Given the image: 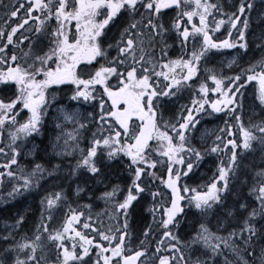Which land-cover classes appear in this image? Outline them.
I'll use <instances>...</instances> for the list:
<instances>
[{
    "label": "snow or ice",
    "instance_id": "6c2138e0",
    "mask_svg": "<svg viewBox=\"0 0 264 264\" xmlns=\"http://www.w3.org/2000/svg\"><path fill=\"white\" fill-rule=\"evenodd\" d=\"M253 7L254 0H234L227 8L220 0H12L0 25V182H11L7 196L14 199L34 187L39 191L45 173L48 180L58 175L63 159L50 167L17 165L22 144L43 134L51 105L66 95L56 105L51 149L69 158L66 174L78 180L77 198L86 191L95 195L92 177L104 184L98 199L108 205L110 226H96L91 215L85 217L91 205L80 202L69 203L62 222L49 228L68 200L53 185L40 196L34 227H25L27 216L19 211L5 222L0 264H217L226 251L233 259L224 256L223 264H264V168L256 170L259 180L249 189L255 202L229 201L241 157L256 145L264 149V118L244 121L250 82H257L256 98L264 106V55L243 61ZM223 28V38H214ZM169 37L177 55H169ZM157 38L163 45L158 56L154 45L146 47ZM254 39L264 49V28ZM224 49L235 53L227 67L206 66L200 78L201 64ZM239 63L244 66L233 71ZM185 92L190 98L177 106ZM223 112L228 116L209 147L192 143L201 117ZM207 152L220 154L212 176L185 182ZM145 195L152 220L134 242L130 218ZM153 225H159L155 232ZM149 236L155 248L146 245Z\"/></svg>",
    "mask_w": 264,
    "mask_h": 264
},
{
    "label": "rangeland",
    "instance_id": "374dc122",
    "mask_svg": "<svg viewBox=\"0 0 264 264\" xmlns=\"http://www.w3.org/2000/svg\"><path fill=\"white\" fill-rule=\"evenodd\" d=\"M3 4L0 7V17H4V13L11 6L12 0H1ZM221 3L224 4L225 8L228 7L229 4L233 3L234 0H220ZM264 13V0H254V7L251 10V22L249 24L250 31L248 32V37L250 40V47L248 49V55L243 57L244 63H249L252 60L258 59L262 55H264V49H259L256 47V40L254 37L259 34L260 29L264 28V19H262L261 14ZM174 14V12H169L165 15V20H167L168 16ZM227 29L223 28L218 33L214 35V38L222 39L226 34ZM169 42L172 44L171 37L167 38L165 42ZM159 42V40H158ZM152 44H149L151 46ZM27 45H25L26 47ZM163 45L159 42V45L156 49H160ZM171 50V49H170ZM230 49L224 50H215L218 51L219 54L210 57L207 61L203 63V69L206 66L215 65L217 70L219 71L221 65L223 64L225 68L227 67V58H230L232 55H235L233 52H227L223 55L224 52ZM244 63H239L238 67L233 68V71H238L239 67H243ZM224 75H229L227 70L224 71ZM200 77L203 78V75L200 74ZM209 88L214 87L213 82H208ZM258 84L256 81H252L249 85L245 86L244 93V121L245 123L254 122L258 119L264 118V106H261L258 99L256 98V89ZM57 87L53 88V91H57ZM62 91V90H61ZM52 98V97H51ZM183 98V96L181 97ZM176 101V105L182 102V99ZM67 99L66 95H61L56 98L55 104L51 105V110L47 112V119L44 121V129L43 134H36L32 136L30 140L25 141L22 144L23 151L18 156V165H23L27 167H31V165L41 162L45 165V167H50L51 164H61V159H63V165L59 169L58 175L54 176L52 180H48L47 173L44 174L43 181L39 184V191L34 187L30 193L24 195L23 197L17 196L16 198H10L7 194H0V231H6L5 222L9 219H15L17 212H23L27 216V221L25 223V227H34L37 222V218L40 215V196L44 194L45 191H50L53 185H58L60 188H63L68 195V200L71 197V204L76 205L80 202H84L85 204H90L91 208L87 212V216L94 215L96 220L100 217V210H104L108 207L106 202L103 199H98L99 193L105 190L103 183H97L96 177H92L88 183L91 185L90 191L94 192L95 195L89 197V192H84L82 195L77 198V195L73 192L75 185L78 180L75 177H71L70 174H66V165L68 163L69 158L64 157L60 158L55 155V152L51 149V140H54L56 136L55 129V115H56V105L65 103ZM82 111H91V108L84 107L81 109ZM27 114V113H26ZM25 114V115H26ZM164 115H169V110L164 112ZM228 113H215L212 116H202L199 127L196 130V136L192 140V143L196 144L197 147L201 149H207L212 142V139L215 135L218 134L220 127L223 125L225 119L227 118ZM22 118V117H21ZM71 127V125H66ZM95 126V125H94ZM92 129L88 130L90 133ZM88 133L84 135L87 136ZM238 134V133H237ZM226 135V134H225ZM45 144H48V151H43V147ZM86 146V140L84 141ZM33 145H37L40 148L39 152H33ZM262 154H264V149L260 148L259 145L255 146L254 151H249L245 155L241 157V172L239 175L233 178L232 184V192L229 194V201L234 200L236 197L240 199L247 198L250 202H255V193L249 191L254 183L259 180V177L255 175L256 170L259 168H264V160L261 159ZM43 157V159H42ZM71 160L74 162L75 157H71ZM214 163L213 153L207 152L205 154V158L201 161L198 169L188 177V180L185 182L188 183H200L201 181L207 182L208 178L213 174L214 169L212 168ZM127 176V173H123L120 177L121 180ZM107 179V176L105 177ZM85 178L81 175L80 182L82 183ZM245 179H247V183H244ZM62 181V182H61ZM112 183H116L117 180L115 177L112 178ZM12 184L8 179H5L3 182H0V193H2L5 188L7 191L10 190ZM81 199V200H80ZM80 200V201H79ZM150 202V199L145 196L141 198V200L135 206V209L130 218V230L134 233V242L140 238V235L143 232V228L149 226V221L152 220V213L150 211H146L147 203ZM64 203V202H62ZM62 203L58 207L55 212L53 218L51 219L49 226H57L62 222L61 213L64 211L66 207L62 206ZM251 206V203H250ZM102 219V218H100ZM99 219V220H100ZM106 219V218H105ZM104 227H108V223L103 225ZM231 227V226H230ZM187 228V224L181 229H179V234L182 240L187 239V235L185 229ZM103 230V228H101ZM3 242H0L2 244ZM239 243V242H238ZM188 254V250L186 251ZM167 254V253H165ZM193 256L197 253L192 252ZM224 256L222 255L217 259V264H223ZM229 259L232 260L233 257L229 256Z\"/></svg>",
    "mask_w": 264,
    "mask_h": 264
},
{
    "label": "trees",
    "instance_id": "16d2710c",
    "mask_svg": "<svg viewBox=\"0 0 264 264\" xmlns=\"http://www.w3.org/2000/svg\"><path fill=\"white\" fill-rule=\"evenodd\" d=\"M11 8V6L8 8V9H10ZM7 9V10H8ZM6 13V12H5ZM4 13V17H0V25H2L3 24V22L5 21V20H8V16L6 15ZM12 22L13 23H15L16 21H15V18H13V20H12ZM27 47V46H26ZM25 47V48H26ZM196 83H198L199 82V80H198V82H197V80L195 81ZM49 99H50V96H49ZM26 113V112H25ZM2 138H3V141L6 143L7 142V139H8V137H7V129H4L3 130V132H2ZM0 146H3V144H0ZM219 155L220 154H216V153H213V158H214V167H216V164H217V162H218V160H219ZM19 163V162H18ZM212 176V175H211ZM5 179H7V178H5ZM208 180H209V178H208ZM9 191H7L5 188L3 189V191H2V193H0V194H7ZM145 197L146 198H148V199H150V197L148 196V195H145ZM70 202H64V204L66 205V206H68V204H69ZM87 212H89L88 210L87 211H85V215H87L86 213ZM77 223H79V225L81 226V224L83 223V220H80V221H78ZM159 227V225H153V232H155L156 231V229ZM148 242H151V245L155 242V240H153L152 239V236H149V238H148V241H146V245L148 244ZM156 243V242H155ZM186 251H187V249H186ZM187 254V253H186Z\"/></svg>",
    "mask_w": 264,
    "mask_h": 264
},
{
    "label": "flooded vegetation",
    "instance_id": "af4514ba",
    "mask_svg": "<svg viewBox=\"0 0 264 264\" xmlns=\"http://www.w3.org/2000/svg\"><path fill=\"white\" fill-rule=\"evenodd\" d=\"M0 2H2V1L0 0ZM69 244H71V241H69Z\"/></svg>",
    "mask_w": 264,
    "mask_h": 264
}]
</instances>
